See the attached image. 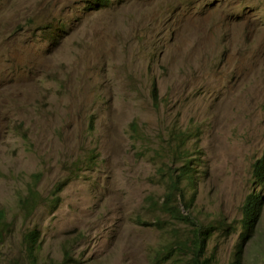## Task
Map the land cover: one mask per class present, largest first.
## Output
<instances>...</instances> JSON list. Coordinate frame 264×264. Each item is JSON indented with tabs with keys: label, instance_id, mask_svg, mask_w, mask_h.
I'll list each match as a JSON object with an SVG mask.
<instances>
[{
	"label": "rangeland",
	"instance_id": "obj_1",
	"mask_svg": "<svg viewBox=\"0 0 264 264\" xmlns=\"http://www.w3.org/2000/svg\"><path fill=\"white\" fill-rule=\"evenodd\" d=\"M263 148L264 0H0V264H183L162 203L187 159L171 202L227 264Z\"/></svg>",
	"mask_w": 264,
	"mask_h": 264
},
{
	"label": "trees",
	"instance_id": "obj_2",
	"mask_svg": "<svg viewBox=\"0 0 264 264\" xmlns=\"http://www.w3.org/2000/svg\"><path fill=\"white\" fill-rule=\"evenodd\" d=\"M91 1L92 3L98 4L99 6H103L106 2V0ZM152 94L154 96L156 95L155 86L152 87ZM191 171V159H187L183 161L180 167H178L176 175L169 173L170 178L167 181V190L165 194V201L162 203V209L170 216V218L192 226L190 227L191 255L188 257V261H184L183 264H209L208 258L205 257V252L206 243L211 236L210 227L194 223V221H192L189 216L181 214L179 208L171 202L172 198H174L177 194L184 198L183 191L182 189H180V184L185 180H188L189 183L193 182V175L191 176ZM252 180L255 185L254 187L258 186V191L255 192L253 189L245 196L244 202L241 207L242 214L240 222L242 225V230L239 235V241L233 247L230 260L227 264H242L244 246L248 239L251 237L256 222L262 212L263 207L261 205L260 191L264 189V148L261 154L252 163ZM29 197L35 199V193L33 191L30 192L27 195L26 199ZM21 203L22 208H25L27 206V202H24V200H20V204ZM29 210L30 209H28V211ZM4 218V210L0 208V239L2 230L4 231L5 228ZM37 240L38 236L36 230H29L25 234V248L30 258H34L35 253L38 249ZM183 246H185L184 240H182L181 243L179 242L178 248L181 249ZM167 249H171V247H168ZM166 254H163L161 256L157 254L154 258L156 260L161 259L163 257H166Z\"/></svg>",
	"mask_w": 264,
	"mask_h": 264
}]
</instances>
